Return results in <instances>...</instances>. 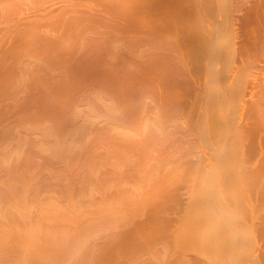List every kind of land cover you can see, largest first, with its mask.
<instances>
[{
	"label": "bare ground",
	"instance_id": "obj_1",
	"mask_svg": "<svg viewBox=\"0 0 264 264\" xmlns=\"http://www.w3.org/2000/svg\"><path fill=\"white\" fill-rule=\"evenodd\" d=\"M0 264H264V0H0Z\"/></svg>",
	"mask_w": 264,
	"mask_h": 264
}]
</instances>
